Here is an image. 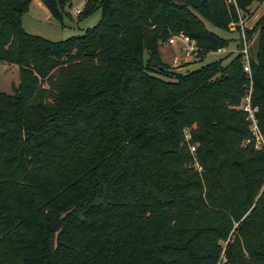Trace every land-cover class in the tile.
<instances>
[{"label":"trees","instance_id":"trees-1","mask_svg":"<svg viewBox=\"0 0 264 264\" xmlns=\"http://www.w3.org/2000/svg\"><path fill=\"white\" fill-rule=\"evenodd\" d=\"M33 0H0V264H264V145L239 109L240 54L162 62L173 32L203 60L237 41L225 0H87L83 34L28 32ZM64 21L70 0H41ZM254 1L237 0L248 14ZM264 138V14L247 29ZM189 129L191 138H186ZM195 145V151L190 146ZM196 163L200 164L199 171Z\"/></svg>","mask_w":264,"mask_h":264},{"label":"rangeland","instance_id":"rangeland-1","mask_svg":"<svg viewBox=\"0 0 264 264\" xmlns=\"http://www.w3.org/2000/svg\"><path fill=\"white\" fill-rule=\"evenodd\" d=\"M71 6L66 8L68 15L64 16V21L61 23L55 20L47 8L40 6L37 0H33L29 12L23 16L24 28L33 34H37L53 41L63 40L70 36L83 34L84 31L95 25L100 19V11L95 12L89 17H82L81 12L84 9L87 0H70ZM75 8H79L80 12H76ZM264 14V0L254 1L249 6L248 25L254 26L255 23ZM209 29L217 32L223 37L234 36L235 33L214 27L209 21H205ZM258 42V34L254 35L251 40V47L256 50ZM178 46L164 45L160 46V57L162 62L167 64L169 68L178 71L194 70L204 64H207L215 59L223 57L224 54L209 53L203 60L200 56L191 58L189 62L182 60L181 66H174V57L181 56V51ZM19 69L15 65L5 62H0V90L8 93L14 92V87L19 84ZM191 138L189 129L187 130Z\"/></svg>","mask_w":264,"mask_h":264},{"label":"built area","instance_id":"built-area-1","mask_svg":"<svg viewBox=\"0 0 264 264\" xmlns=\"http://www.w3.org/2000/svg\"><path fill=\"white\" fill-rule=\"evenodd\" d=\"M225 2L228 7L235 10L238 15V20L232 21L229 25L230 31L237 35V41L228 46L220 47L211 51V53L232 55L240 54L242 56L243 69L249 79V84L246 87V94L238 108L242 109L246 113L247 119L251 121L252 131V138L247 139L244 144L254 141L255 146L260 148L264 145V138L259 128L258 118L256 115L258 106L253 105L254 81L251 66V41L247 35V29L252 27L248 25V16H246L245 12L239 7L237 0H225ZM75 11L78 13L80 12V9L75 8ZM163 44L178 46L180 48L179 50L181 51L182 57H174V66H181L182 60L189 62L191 58L199 56L200 47L197 40L184 32L171 33L169 38L164 41ZM186 138L188 140L190 139L188 134L186 135ZM190 148L191 151H195V145H191ZM196 167L199 171L202 170L200 164L196 163Z\"/></svg>","mask_w":264,"mask_h":264},{"label":"crops","instance_id":"crops-1","mask_svg":"<svg viewBox=\"0 0 264 264\" xmlns=\"http://www.w3.org/2000/svg\"><path fill=\"white\" fill-rule=\"evenodd\" d=\"M38 1V4L40 5V6H44L45 7V5L42 3V1L41 0H37ZM46 8V7H45ZM49 11V10H48ZM15 66H17V65H15ZM18 67V66H17Z\"/></svg>","mask_w":264,"mask_h":264}]
</instances>
